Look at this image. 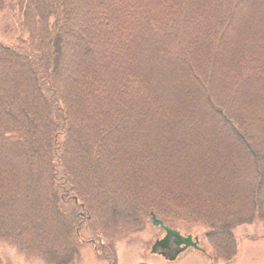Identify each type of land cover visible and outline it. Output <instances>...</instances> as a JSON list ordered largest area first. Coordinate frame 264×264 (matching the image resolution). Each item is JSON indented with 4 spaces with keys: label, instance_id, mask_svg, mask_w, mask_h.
Returning a JSON list of instances; mask_svg holds the SVG:
<instances>
[{
    "label": "trees",
    "instance_id": "1",
    "mask_svg": "<svg viewBox=\"0 0 264 264\" xmlns=\"http://www.w3.org/2000/svg\"><path fill=\"white\" fill-rule=\"evenodd\" d=\"M0 12L14 31L0 39V241L30 234L77 258L64 253L83 239L82 209L131 228L153 213L208 227L222 260L238 226L264 220V0H0Z\"/></svg>",
    "mask_w": 264,
    "mask_h": 264
},
{
    "label": "rangeland",
    "instance_id": "2",
    "mask_svg": "<svg viewBox=\"0 0 264 264\" xmlns=\"http://www.w3.org/2000/svg\"><path fill=\"white\" fill-rule=\"evenodd\" d=\"M9 23L10 21L7 20L5 14L0 12V39L5 41H11L14 36L13 29L8 26ZM79 202H81L80 199ZM21 213H24L22 214L24 216L31 214L28 210ZM80 214L82 220L86 221L83 223L81 233L83 239L79 242L80 244H77L73 238L68 245L74 249L64 253L66 255L72 253L77 258L75 256L55 255V252L48 249L50 245L46 244L47 246L42 247L41 244L31 242V235L26 234L24 236H11L9 240L3 239L0 241V264H58L61 261H63L62 264H107L98 255V250L102 249L105 254L111 255V250L108 249L111 246L116 250V256H118L119 259H117L120 264H211L206 254L211 255L215 260V262L212 261L213 264H228V262H225L224 254L237 253V250V259H235L237 262L233 264H264V220H261V218H255L253 223L240 225L234 230L237 238V248L232 245L233 243L226 246V249L221 250L219 253L222 260L215 259L217 256L214 252L213 243L217 244L216 239L207 240L203 235L208 232V227L202 225L199 228L190 229L179 222H173L171 226L176 227L183 234L198 236L201 241L200 245L205 249L206 254L203 251L189 248L177 260L168 261L158 255L151 254L153 244L156 240L163 238L165 233L159 227L152 225L149 216L144 220L142 218L143 223L139 222L131 228L130 225L124 223L126 220H122L124 223L121 224L122 226H116L117 223L109 224L107 220L100 221L98 219L99 222L96 221V218L89 215L85 209H82ZM12 221L16 222V216ZM103 230H108L109 233L106 234ZM38 235H40V232L37 233ZM60 240H62L61 244L63 245L64 238ZM102 243L103 246H101ZM45 248L48 249L46 250L47 254L43 253ZM105 249L107 250L105 251Z\"/></svg>",
    "mask_w": 264,
    "mask_h": 264
},
{
    "label": "water",
    "instance_id": "3",
    "mask_svg": "<svg viewBox=\"0 0 264 264\" xmlns=\"http://www.w3.org/2000/svg\"><path fill=\"white\" fill-rule=\"evenodd\" d=\"M152 224L154 226L160 227L165 231V236L162 239H158L154 245L152 246V253H160V251H164L170 249L173 245L176 246V250L173 253H163L169 260H175L177 256L188 249L189 247L199 248L198 247V238H195L193 241V237L183 236L179 231L166 226L164 222L158 219L153 213L151 214Z\"/></svg>",
    "mask_w": 264,
    "mask_h": 264
},
{
    "label": "flooded vegetation",
    "instance_id": "4",
    "mask_svg": "<svg viewBox=\"0 0 264 264\" xmlns=\"http://www.w3.org/2000/svg\"><path fill=\"white\" fill-rule=\"evenodd\" d=\"M200 246V245H199ZM201 247V246H200ZM202 248V247H201ZM177 248H176V246L175 245H173L170 249H167V250H164V251H160L161 252V254L160 253H158V254H156V255H158V256H160V257H162V258H164V259H166V260H168V261H170L165 255H163V253H173L174 252V250H176ZM202 250L204 251V249L202 248ZM180 256V255H179ZM178 258V257H177ZM177 260V259H176ZM107 264H120L119 263V261H114L113 263H109L108 261H107Z\"/></svg>",
    "mask_w": 264,
    "mask_h": 264
}]
</instances>
